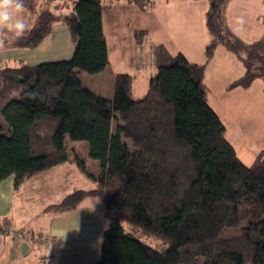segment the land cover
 <instances>
[{
    "label": "trees",
    "instance_id": "obj_1",
    "mask_svg": "<svg viewBox=\"0 0 264 264\" xmlns=\"http://www.w3.org/2000/svg\"><path fill=\"white\" fill-rule=\"evenodd\" d=\"M56 1L24 0L34 19L10 47L33 49L59 23L70 59L0 67V183L12 177L17 189L74 163L95 188L74 190L49 209L68 213L87 197L102 203L107 226L97 264H264V152L249 167L236 157L207 103L205 63L178 54L157 68L143 96H133L125 74L114 77L110 97L99 96L80 73L108 66L102 2L69 0L68 12L55 13ZM125 1L149 9L159 0ZM207 1L205 62L222 46L244 67L229 88L264 83V40L246 43L229 29L223 12L231 0ZM144 37L134 33L137 44ZM66 138L86 143L93 170L70 155Z\"/></svg>",
    "mask_w": 264,
    "mask_h": 264
},
{
    "label": "crops",
    "instance_id": "obj_2",
    "mask_svg": "<svg viewBox=\"0 0 264 264\" xmlns=\"http://www.w3.org/2000/svg\"><path fill=\"white\" fill-rule=\"evenodd\" d=\"M101 2L108 66L91 76L102 78L107 95L96 83L88 88L99 96L110 97L114 77L125 74L132 76V94L138 98L146 93L157 68L176 55L181 54L191 64L205 63L203 83L208 91L207 103L223 124L224 138L238 160L246 167L251 166L257 155L264 152V83L257 79L247 88H229L244 74V67L222 46L205 62L204 47L210 38L204 26L208 1L159 0L149 9H140L125 0ZM52 6L55 13L71 8L69 0H57ZM223 16L229 29L244 42L264 40V0H231ZM238 17H244L242 27L235 23ZM30 18L23 17L27 25ZM135 32L145 34L141 44L135 42ZM12 50H27L24 52L27 61L21 64L31 66L68 60L73 52L69 33L59 23L37 47L5 48L7 53ZM9 56V62L19 60L12 54ZM94 188V183L72 162L37 173L17 189L12 177L1 182L0 221L30 235L44 232L52 243L47 248L31 250L26 241L11 242L0 237V264H97L102 231L107 226V221L100 218L102 203L87 197L68 213L49 209L74 190Z\"/></svg>",
    "mask_w": 264,
    "mask_h": 264
},
{
    "label": "rangeland",
    "instance_id": "obj_3",
    "mask_svg": "<svg viewBox=\"0 0 264 264\" xmlns=\"http://www.w3.org/2000/svg\"><path fill=\"white\" fill-rule=\"evenodd\" d=\"M59 4H60V1H59ZM51 8H53V6ZM20 15L22 16V18L28 17V14L25 10H23V12L20 13ZM33 19H34V17L30 18V23L32 22ZM6 35H9L7 29L0 31V38H3ZM5 48H0V67L6 66V65L9 67H17L21 63L27 61L26 59L28 58V56L26 55V53H24V52H28L27 50H25L24 52L18 51V50L17 51L12 50V51L7 53V52H5ZM9 54H12L14 57H18L19 60H17L15 58L16 60L14 62H12V61L9 62L10 58H11L9 56ZM80 76H81V78H83L82 82H83V85L85 87H92V85H94L96 83L99 86V89H101V91H103L102 93H105L107 95V93H106L107 86L105 85V83H102L103 80L101 77L99 79H96V77H92L91 75H88L84 72H81ZM81 144H84V143L83 142L75 143V142L70 141L68 138L65 139V145H66L70 155L72 156L73 152H75V154L78 157L85 160V162L87 164L88 171H91L95 168L94 166L96 165V161H92L88 158L87 146L86 145L84 146ZM100 216H102L101 213H100ZM100 218H101L102 222L106 223V220L103 217H100ZM144 240L152 246H157V244H158L154 239H151V238H145Z\"/></svg>",
    "mask_w": 264,
    "mask_h": 264
},
{
    "label": "clouds",
    "instance_id": "obj_4",
    "mask_svg": "<svg viewBox=\"0 0 264 264\" xmlns=\"http://www.w3.org/2000/svg\"><path fill=\"white\" fill-rule=\"evenodd\" d=\"M24 6V0H0V30L7 29L9 33V35L0 38V48L11 46L29 31L28 25L20 15ZM235 23L242 27L245 24L244 17L236 18ZM36 95L35 92L29 93L33 99L36 98Z\"/></svg>",
    "mask_w": 264,
    "mask_h": 264
},
{
    "label": "built area",
    "instance_id": "obj_5",
    "mask_svg": "<svg viewBox=\"0 0 264 264\" xmlns=\"http://www.w3.org/2000/svg\"><path fill=\"white\" fill-rule=\"evenodd\" d=\"M0 237L11 242L26 241L31 250L47 248L52 243V238L44 232H38L30 235L26 231L13 229L9 223L4 221H0Z\"/></svg>",
    "mask_w": 264,
    "mask_h": 264
}]
</instances>
